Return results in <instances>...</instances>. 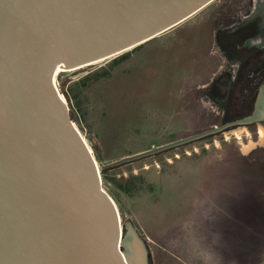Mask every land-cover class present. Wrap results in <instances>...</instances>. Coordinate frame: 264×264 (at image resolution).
<instances>
[{"label":"water","instance_id":"1","mask_svg":"<svg viewBox=\"0 0 264 264\" xmlns=\"http://www.w3.org/2000/svg\"><path fill=\"white\" fill-rule=\"evenodd\" d=\"M213 1L0 0V264H151L103 171L264 123V79L246 116L101 167L56 80L149 42Z\"/></svg>","mask_w":264,"mask_h":264},{"label":"rangeland","instance_id":"2","mask_svg":"<svg viewBox=\"0 0 264 264\" xmlns=\"http://www.w3.org/2000/svg\"><path fill=\"white\" fill-rule=\"evenodd\" d=\"M253 7L251 0H214L177 27L130 50L110 77L86 89L80 81L119 56L60 72L58 88L100 167L209 130L244 109L251 110V105L218 103L243 100L241 93L228 88V75H234L237 63L230 61L228 54L233 51L224 46L226 37L220 36L228 25L225 13L230 11L241 22ZM76 93L81 110L71 98ZM239 129L111 169V176L143 178L142 190L132 196L107 183L102 173L122 223L131 220L146 240L151 264H264V201L260 203L250 188L258 178L251 169L257 163L251 161L259 157L264 165V151L257 148L242 156L244 146L263 145L262 127H258L260 138L254 129ZM212 167L222 171L215 174L219 177L214 183L206 173ZM233 171L243 195L240 203L231 206L221 200L212 213L200 214L197 196L208 184L212 191L216 183L222 187L220 182ZM236 207L242 211H233ZM198 222L209 228H204L208 237L203 239V231L196 229Z\"/></svg>","mask_w":264,"mask_h":264},{"label":"flooded vegetation","instance_id":"3","mask_svg":"<svg viewBox=\"0 0 264 264\" xmlns=\"http://www.w3.org/2000/svg\"><path fill=\"white\" fill-rule=\"evenodd\" d=\"M253 3V9L248 10V15L243 18L241 22H237L238 17L231 15L230 11L225 13L224 21L228 24L226 31L220 36L224 39V46H226L233 53L228 54L230 61L237 63V70L234 75H228V88H232L231 93H241V101H222L218 105H247L251 110L254 105L255 97L257 94L258 87L264 79V0H251ZM236 53V54H234ZM227 100V94L225 95ZM249 109H244L243 114L227 119V122L236 120L244 117L251 112ZM224 124V123H223ZM261 125L264 129V123L257 124L249 127H243L242 129L251 128L256 131L258 138H260V131L258 127ZM264 141V140H263ZM257 148H262L263 145L257 144L249 151V154H245L242 150V156H249L250 153L255 151ZM264 158V157H263ZM244 160V158L242 159ZM252 169L256 171L258 178L254 183L253 189L254 196L256 194L257 200L262 203L264 201V181H261L264 177L261 176V171L264 174V165H260L261 159L253 160ZM258 189V190H257ZM257 190V191H256Z\"/></svg>","mask_w":264,"mask_h":264},{"label":"crops","instance_id":"4","mask_svg":"<svg viewBox=\"0 0 264 264\" xmlns=\"http://www.w3.org/2000/svg\"><path fill=\"white\" fill-rule=\"evenodd\" d=\"M234 172L235 171H233V173ZM250 172L253 173L252 171ZM206 173L208 174V177H207L208 181H209V176L211 175L213 183H214V180L218 181L219 175H215L216 173H220L222 175V171L219 167H212V171H206ZM234 175L236 176L237 172L234 173L233 176L226 177L225 179H223L224 182L222 181L220 182L222 187H219L218 183H216L215 187L213 186V191L212 189H210V187L212 188V186H210L211 184H208L206 186L208 188H206L204 193L202 192L200 195L197 196L195 205L197 207L196 210L200 214L204 215V214L212 213V210L214 209V207H216L217 203L218 202L220 203L221 200H223V203L229 201L228 203H231L232 204L231 206L237 205L240 203V200L243 199V195L239 194V186L237 185V177H235ZM220 179H221V176H220ZM216 188H220L221 191L219 192L218 190H216ZM250 188H252V192H253V189H255L254 182H253V186L250 183ZM219 195H222L221 198L219 197ZM253 195H254V192H253ZM244 200H248V199L245 198ZM233 211H237V213H239L242 210H239V207L238 208L236 207V210L233 209ZM195 225H196V229H201L203 231L204 233L202 235L203 239L209 236L210 232L204 229L206 227L203 224L198 222V223H195ZM206 229H209V228H206Z\"/></svg>","mask_w":264,"mask_h":264},{"label":"trees","instance_id":"5","mask_svg":"<svg viewBox=\"0 0 264 264\" xmlns=\"http://www.w3.org/2000/svg\"><path fill=\"white\" fill-rule=\"evenodd\" d=\"M139 47L133 50H136ZM129 54H130L129 52L124 53L123 55L115 58L109 64V66L105 69H102L101 72H96L82 79L80 81V86L82 87V89L88 88L89 86L97 83L102 78L110 77L113 69L117 67L119 64H121L123 61H125L128 58ZM71 98L75 100V105L78 106V108L81 110L79 93L73 94ZM110 170L111 169H106L103 171V177H104V180L107 181V183L115 185L118 189H120L121 191H123L124 193L130 196L142 190L144 181L141 176L131 174L128 177H124V176L116 177V176L110 175L112 174V171Z\"/></svg>","mask_w":264,"mask_h":264},{"label":"bare ground","instance_id":"6","mask_svg":"<svg viewBox=\"0 0 264 264\" xmlns=\"http://www.w3.org/2000/svg\"><path fill=\"white\" fill-rule=\"evenodd\" d=\"M240 130V129H239ZM234 133V132H233ZM240 132H235V134L237 135V137L238 138H240L239 137V135H241V134H239ZM261 134H262V138L264 139V129H261ZM252 149V144H250V145H248V146H244V148H243V151L245 152V153H248L250 150Z\"/></svg>","mask_w":264,"mask_h":264}]
</instances>
